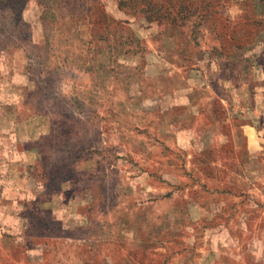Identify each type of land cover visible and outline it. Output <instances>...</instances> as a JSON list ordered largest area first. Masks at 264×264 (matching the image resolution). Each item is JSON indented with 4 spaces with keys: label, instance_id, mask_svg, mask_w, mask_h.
<instances>
[{
    "label": "rangeland",
    "instance_id": "1",
    "mask_svg": "<svg viewBox=\"0 0 264 264\" xmlns=\"http://www.w3.org/2000/svg\"><path fill=\"white\" fill-rule=\"evenodd\" d=\"M0 264H264V0H0Z\"/></svg>",
    "mask_w": 264,
    "mask_h": 264
}]
</instances>
